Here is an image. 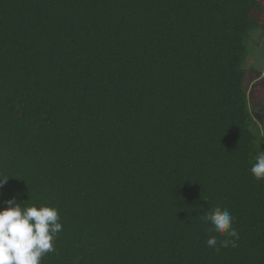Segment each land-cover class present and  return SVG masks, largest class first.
Wrapping results in <instances>:
<instances>
[{"label":"trees","instance_id":"trees-1","mask_svg":"<svg viewBox=\"0 0 264 264\" xmlns=\"http://www.w3.org/2000/svg\"><path fill=\"white\" fill-rule=\"evenodd\" d=\"M259 34L264 0H0V209H59L42 264H264Z\"/></svg>","mask_w":264,"mask_h":264},{"label":"clouds","instance_id":"clouds-1","mask_svg":"<svg viewBox=\"0 0 264 264\" xmlns=\"http://www.w3.org/2000/svg\"><path fill=\"white\" fill-rule=\"evenodd\" d=\"M250 172L255 179L264 180V151L260 147ZM8 178L0 173V188ZM6 204L7 207L0 209V264H42L43 257L55 251V240L63 228L59 209L48 204L25 206L16 196ZM202 219L212 225V231L224 237L218 246L216 236H210L206 240L209 248L218 251L219 247L237 246L239 234L228 210L216 207Z\"/></svg>","mask_w":264,"mask_h":264},{"label":"rangeland","instance_id":"rangeland-1","mask_svg":"<svg viewBox=\"0 0 264 264\" xmlns=\"http://www.w3.org/2000/svg\"><path fill=\"white\" fill-rule=\"evenodd\" d=\"M248 68H257L255 71L257 74H252L247 84L248 94L252 92L253 86L257 81L264 83V37L260 34L257 37L252 38V55L248 60ZM260 74V75H259ZM251 115L254 120V130L258 132L264 142V100L261 106H255L252 104L251 99Z\"/></svg>","mask_w":264,"mask_h":264},{"label":"flooded vegetation","instance_id":"flooded-vegetation-1","mask_svg":"<svg viewBox=\"0 0 264 264\" xmlns=\"http://www.w3.org/2000/svg\"><path fill=\"white\" fill-rule=\"evenodd\" d=\"M255 71H257V68H255ZM258 72V71H257ZM260 75V74H259Z\"/></svg>","mask_w":264,"mask_h":264}]
</instances>
